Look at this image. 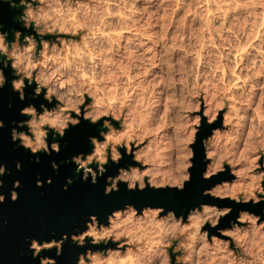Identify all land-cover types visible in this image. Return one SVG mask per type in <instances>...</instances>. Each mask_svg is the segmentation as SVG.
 <instances>
[{"label": "clouds", "instance_id": "obj_1", "mask_svg": "<svg viewBox=\"0 0 264 264\" xmlns=\"http://www.w3.org/2000/svg\"><path fill=\"white\" fill-rule=\"evenodd\" d=\"M5 4L18 13L13 19L23 31L4 29ZM225 68L227 83L217 76ZM6 69L21 102L33 85L32 99L47 102L39 109L22 107L19 114L28 119L12 122V142L30 150L36 163L41 152L58 154L56 138L83 120L99 124V135L88 137L90 153L71 157L82 181L97 184L112 164L117 174L106 177V196L119 192L121 183L129 192H182L196 166L193 146L202 120L212 125L227 106L223 123L230 133L221 142L213 129L211 148L203 140L208 163L201 179L211 180L227 166L236 186L223 181L202 196L234 205L264 202V0H0V90L8 83ZM160 96L163 116L157 112ZM125 156L133 163L120 166ZM52 168L59 165L53 161ZM8 174L0 163V189ZM43 183L36 181L37 187ZM72 183L68 178L64 190ZM19 187L17 180L13 188ZM10 195L13 202L19 198L15 190ZM5 200L0 193V204ZM234 211L231 226L220 228ZM106 221L91 215L85 230L71 235L73 244L85 248L76 264H264V219L244 208L201 202L178 215L163 206L128 203ZM240 224L245 226L234 227ZM68 239H31L29 250L39 264H57L40 254L55 249L61 256Z\"/></svg>", "mask_w": 264, "mask_h": 264}, {"label": "water", "instance_id": "obj_2", "mask_svg": "<svg viewBox=\"0 0 264 264\" xmlns=\"http://www.w3.org/2000/svg\"><path fill=\"white\" fill-rule=\"evenodd\" d=\"M17 14L11 12L6 4L3 5L2 22L5 30L16 28L23 31L22 26L13 19ZM5 75L8 77V83L0 90V119H3L5 123V127L0 129V163L6 165L13 173L2 177L4 186L0 189V193L6 196L5 202L0 204V264H39V257L34 259L29 250L31 239L41 242L59 240L63 234H68L69 239L64 243L61 256H56L55 249L41 252L40 256L52 257L56 259L57 264H76L78 254L83 253L85 248H78L73 244L71 235L85 230V222L91 215L98 216L101 223L106 224V216L112 210L123 208L128 203L134 204L138 209L145 205L163 206L174 209L179 215L194 205L206 202L202 192L210 188L215 181L201 179V173L208 163L204 159L202 142L211 135V129L198 135L194 144L196 166L191 170V183L187 184L182 192L175 189L153 190L151 188L143 192H129L126 190V185L121 183L119 192L106 196L104 194L106 177L117 174L118 166L112 164L108 166L109 171L105 177L100 178L97 184L93 185L91 178L88 182L82 181L80 174L75 171L76 165L71 162V157L79 153H90L92 145L88 137L99 135V124L93 126L90 122L83 120L78 126H70L62 139L56 138L60 143L61 151L58 154L53 152L51 156L59 165L58 173L54 175L43 171L41 178L44 183L49 178L52 179V183L37 187L38 169L28 172L16 171L15 159L22 160L23 156L33 155L30 150L23 147L13 148L14 145H18V142H12L11 129L15 127L13 121L28 119L19 114L22 107L35 104L39 109L41 103L47 102L43 101L42 97L32 99L30 95L34 85L27 89L28 98L21 102L18 94L11 89L13 79L11 69H6ZM9 104L12 105L11 108L8 107ZM52 106L48 105L49 108ZM113 123L118 126L115 121ZM52 142V137L49 136V144ZM131 163H133L131 157L125 156L120 166L126 167ZM93 167L95 168V165ZM68 178H72L74 183L68 185L65 191ZM17 180L20 181V187L14 189L13 184ZM13 190L19 194L15 202L11 200L10 195ZM87 246L91 247L90 244ZM103 247L101 245L100 249L102 250Z\"/></svg>", "mask_w": 264, "mask_h": 264}, {"label": "rangeland", "instance_id": "obj_3", "mask_svg": "<svg viewBox=\"0 0 264 264\" xmlns=\"http://www.w3.org/2000/svg\"><path fill=\"white\" fill-rule=\"evenodd\" d=\"M246 22H247V20H246ZM252 22L255 23L254 20ZM231 59L232 60H236L237 57L233 56V57H231ZM241 67H242V65H237V66L234 67V71L238 75L241 74ZM156 71H158V69H153V72H156ZM217 76L223 77L224 78V83H227V78L229 76L228 68H225L222 72L218 71L217 72ZM148 79L151 80V77H148ZM203 82L204 81L201 80V83H203ZM213 91L215 92V89H213ZM159 99H160L161 103H160V107L157 110V112H158V114H160V116H163V101H164V97L160 96ZM226 113H227V106H225V108H223V109H221L219 111V115L217 117V121L214 122L212 125H208L207 124L206 118L203 119L202 120V126H201V128H200V130H199V132L197 134V138H198L199 134H203V133L207 132L210 129L212 131H213V129H215V131H218L220 133L221 142H224L228 138L226 134L230 133V130H231L230 126H226L223 123V119H224V116H225ZM251 115H252V112H251V110H249V116H251ZM116 127H119V125L116 126ZM165 131H170V130L165 129ZM197 138H196V141H197ZM205 139H206V141H205L206 147L207 148H211V137L205 138ZM243 141H244V137L243 136H241L240 139L237 141V144H238V147H239V151H241V152L244 151ZM209 163H210V161H209ZM261 163H264V158H262ZM211 180L215 181V183L213 185H215L217 183H220V182H223V181H228V183L231 184L233 187L236 186L234 184V182L236 181V177H234V176H232L230 174V169L227 166H226L225 172L218 174L217 176L213 177ZM211 180H208V181L211 182ZM259 187L264 188V178H260L259 179ZM225 188H227V185H225ZM204 199H206L207 203L217 204V205H220L221 207H223V206H232V207H234V209L235 208H244V209H247V210H249V211H251V212H253V213L257 214V215H260L262 217V219H264V202H262L259 205H255L254 206L251 203H249L248 205H234V204H232L231 201H229L227 199H225L223 201L218 200V199H212V198H209V197H204ZM236 215H237V212L234 211L231 216H229V217H227V218H225V219H223L221 221V224L219 225V227L220 228H228V227H230L231 225H230L229 221L235 219ZM259 223L262 226H264V221H260ZM236 226L244 227L245 225L244 224L234 225V227H236ZM211 232L213 234H217L218 235V232L215 229H211ZM229 247H230V250H232V251L236 252L237 254H239V250L235 248V244L234 243H231ZM113 248H115V246Z\"/></svg>", "mask_w": 264, "mask_h": 264}, {"label": "flooded vegetation", "instance_id": "obj_4", "mask_svg": "<svg viewBox=\"0 0 264 264\" xmlns=\"http://www.w3.org/2000/svg\"><path fill=\"white\" fill-rule=\"evenodd\" d=\"M32 97V95H30ZM51 136V135H50ZM17 145H14L13 148H16ZM42 155H39V159H40V162L39 163H36V156L33 157H21L22 160H19V159H15V162L17 164V162H19L21 165H22V168L21 170H19V172L23 171V172H28V171H33L35 169H38V175H37V180H42L41 178V175H42V172L43 171H48L49 173H52L54 175H56L58 173V171H54L53 168H52V162L55 161V159L50 155H46L44 154L43 152H41ZM56 163V162H55ZM12 164V163H11ZM17 171V169H16ZM10 174L13 173V171L9 170ZM50 179V178H49ZM45 180V183H47V181L49 180ZM52 181V179H51ZM44 182V181H43ZM43 183V185L45 184Z\"/></svg>", "mask_w": 264, "mask_h": 264}, {"label": "bare ground", "instance_id": "obj_5", "mask_svg": "<svg viewBox=\"0 0 264 264\" xmlns=\"http://www.w3.org/2000/svg\"><path fill=\"white\" fill-rule=\"evenodd\" d=\"M160 115V114H159Z\"/></svg>", "mask_w": 264, "mask_h": 264}]
</instances>
